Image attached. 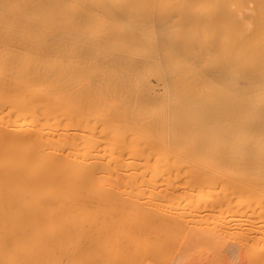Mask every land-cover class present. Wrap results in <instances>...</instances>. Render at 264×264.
<instances>
[{"label": "bare ground", "instance_id": "bare-ground-1", "mask_svg": "<svg viewBox=\"0 0 264 264\" xmlns=\"http://www.w3.org/2000/svg\"><path fill=\"white\" fill-rule=\"evenodd\" d=\"M257 219L264 0H0V264H155L236 229L251 264Z\"/></svg>", "mask_w": 264, "mask_h": 264}, {"label": "rangeland", "instance_id": "rangeland-1", "mask_svg": "<svg viewBox=\"0 0 264 264\" xmlns=\"http://www.w3.org/2000/svg\"><path fill=\"white\" fill-rule=\"evenodd\" d=\"M257 212H258V211H257ZM255 221H256V220H255ZM257 221H258V223L261 222V221H259L258 219H257ZM257 221L254 222V224L256 223V224L258 225V226L255 225V228L258 227V228H256L255 230H257L258 232H260L261 228H262V227L264 228V226H263V223H264V222H263V223L261 222V223H262V227H260V224H258ZM259 227H260V228H259ZM230 228H231V229H230ZM230 228H227L228 231H232V229H235V228H232V227H230ZM263 228H262V230H263ZM227 229H226V230H227ZM229 229H230V230H229ZM258 229H260V230H258ZM236 230H237V229H236ZM236 230L232 231V232H234V234L232 233V234L234 235V237H235V234H236V236H237V233L239 234V230H238V231H236ZM262 230H261V231H262ZM257 231H256V232H257ZM236 232H237V233H236ZM256 232L254 231V235H253V237L251 238V240L249 241V244L252 245V247H253V246H254V244H253L254 242H252V240L254 241V239H255V244H256L257 242H258V243L253 247V249L255 248V250H256L258 247L261 248V249H259V250L257 249V250L255 251V250H253V249L251 248V246H250V247L248 246L249 249L251 248V249L253 250V251H252V252H253L252 255L250 254V256H251V264H254V263H256V264H258V263H259V264H264V253H263V252H264V248H263V247H264V246H263V245H264V242H262V239L264 240V238H263V237H264V234H263L264 232L257 233V235H258V234H260V235L262 234V236H263V237L261 238V237L258 235L260 238H257V239H256V237H258V236H256V234H255ZM224 233H225V231H224ZM226 233H227V232H226ZM228 233H229V232H228ZM230 233H231V232H230ZM230 233H229V234H230ZM232 234L230 235L231 238H229L230 236H229V237L227 236L226 239H225V236H226V235L224 234L225 236H224L223 239H224L225 241L220 239V241H221V243H220V242H219V239H217V240H218V241H217V244H216V238H214V240H213V239L210 237V235H207L206 237L208 238V236H209L210 239H207V238L205 237V238H202V239H201L203 242H202L201 240L199 241V243L202 242V244H201V243H200V244L202 245L203 249H202L201 247L199 248V246L197 247V245H198V243L196 242L197 239H196V240H195V239H193V240L190 239V240L193 241V243H195V242L197 243V244L194 245V244H192V241H190L187 237H184L185 246H186V244H187V246H186L187 250L185 249V246H182V248H180V249L177 248V251H178L177 253H176L175 250H174V251H175V254H174V252H171L173 255H171V253L165 252V253H164L165 255H164V256L162 255V256L165 257V258L168 257V258H167L168 260H166L165 258H163L162 256H160L161 258H163V260L165 259V261L161 260V258L158 257V258H159V261H157V262L155 261V264H158V263H160V264H172V263H173V264H175V263H176V264H178V263H179V264H194V263H195V264H213V263H214V264H234V263H235V264H244L245 258L249 257V256H247V254L249 255V253L246 254V252H249V251H245V249L242 250V248H240V249H239L240 251L238 250V252H237V248L235 249L234 245H231V246L234 247V248H232L231 246H229V245L226 243L227 241H229V244H232V243H230V242H235V244H238L239 241H240V239L237 240L238 237H237V238H234ZM227 235H228V234H227ZM239 235H240V234H239ZM240 237H241V236H240ZM240 237H239V238H240ZM228 239H230V240L232 239V240H234V241H232V240L230 241V240H228ZM258 239H261V240H258ZM180 240H181V242H179V243H183V242H182V241H183L182 237H180V238L177 240V242L180 241ZM186 240H187V241H186ZM226 240H227V241H226ZM236 240H237V241H236ZM257 240H258V241H257ZM126 241H127V240H126ZM126 241H125V242H126ZM128 241H129V240H128ZM173 241H175V240H173ZM188 241H190V244L192 245L191 247H190V244H188V243H189ZM194 241H195V242H194ZM213 241H214L215 243H214ZM241 241H242V240H241ZM256 241H257V242H256ZM205 242H206L207 244H204ZM210 242H211L212 244H211ZM218 242H219V243H218ZM222 242H224V244H223ZM251 242H252V243H251ZM208 243L211 244V245H209ZM183 244H184V243H183ZM183 244H182V245H183ZM220 244H221V245H220ZM226 244H227L228 246H227ZM126 245H128V243H127ZM129 245H130V243H129ZM188 245H189V246H188ZM193 245L196 246V247L193 248ZM206 245H207V246H206ZM212 245H213V247H212ZM222 245H226V246H224L225 249L222 247ZM258 245H259V246H258ZM208 246H209V247H208ZM220 246L223 248L224 251L222 250V248H221ZM261 246H262V247H261ZM151 247H152V246H151ZM246 247H247V246H246ZM188 248H192V249H195V250H192V249H189V250H188ZM204 248H205V249H204ZM226 248H228V251H227ZM230 248H231V250H230V251H231V255H229V254H230V251H229ZM244 248H245V247H244ZM181 249H182V251H183L184 253L181 251ZM206 249H207L208 251H207ZM234 249H235V252L239 253L240 255H241L242 253L245 252V253H244V255L246 254V256H244L245 258L242 256V258H243L244 260H243L240 256H238V255H237V256H233V255L235 254L234 252L232 253V251H234ZM199 250H200V251H199ZM209 250H210L211 252H210ZM241 250H242V251H241ZM260 250H261V251H260ZM243 251H244V252H243ZM222 252H223V253H222ZM240 252H241V253H240ZM166 253L169 254V255H166ZM186 253H187V254H186ZM193 253H194V254H193ZM199 253H200V255H199ZM221 253H222V254H221ZM227 253H228V255H227ZM237 253H236V254H237ZM254 253H255V254H254ZM151 254H152V253H151ZM151 254H150V255H151ZM188 254H189V255H188ZM206 254H207V255H206ZM257 254H258L259 256H258ZM177 255H178L181 259L176 258V257H178ZM205 255H206V256H205ZM218 255H219V256H218ZM151 256H152V255H151ZM158 256H159V255H158ZM190 256H191V257H190ZM192 256H193V257H192ZM202 256H204V257H202ZM144 257H145V256H144ZM205 257H206L207 259H206ZM208 257H210V259H209ZM223 257H224V258H223ZM225 257H226V258H225ZM237 257H238V258H237ZM172 258H174V259H172ZM256 258H257V261H256ZM148 259L150 260L151 257L148 258ZM148 259H146L145 262L149 264V262H150L152 259L154 260L155 258L152 256V259H151L150 261H148ZM156 259H157V257H156ZM156 259H155V260H156ZM176 259H178V260H176ZM202 259H203V260H202ZM220 259H221V260H220ZM231 259H232L233 261H232ZM237 259H238V261H237ZM249 259H250V258H249ZM141 260H142V259H141ZM141 260H140V262H141V264H142V262H143L144 259H143L142 261H141ZM153 260H152V262H153ZM157 260H158V259H157ZM170 260H171V261H170ZM183 260H184V261H183ZM240 260H241V263H240ZM252 260H253V261H252ZM258 260H259V261H258ZM177 261H178V263H177ZM196 261H197V263H196ZM234 261H235V262H234ZM249 261H250V260H249ZM140 262H138V263L140 264ZM145 262H144V264H145ZM161 262H162V263H161ZM166 262H167V263H166ZM170 262H171V263H170ZM245 262L247 263L248 261L246 260ZM257 262H258V263H257ZM260 262H261V263H260ZM150 263H151V262H150ZM153 263H154V262H153ZM153 263H152V264H153ZM246 263H245V264H246Z\"/></svg>", "mask_w": 264, "mask_h": 264}]
</instances>
